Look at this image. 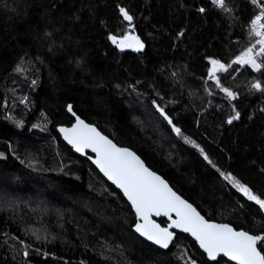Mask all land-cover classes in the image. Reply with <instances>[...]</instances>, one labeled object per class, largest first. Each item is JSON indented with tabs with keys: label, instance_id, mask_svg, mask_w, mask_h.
<instances>
[{
	"label": "trees",
	"instance_id": "1",
	"mask_svg": "<svg viewBox=\"0 0 264 264\" xmlns=\"http://www.w3.org/2000/svg\"><path fill=\"white\" fill-rule=\"evenodd\" d=\"M226 4L228 11L211 0H0V264H231L209 263L185 235L166 251L138 238L122 196L56 133L73 122L68 105L206 220L264 236V212L221 175L264 198V92L251 87H264V68L217 73L236 94L231 102L207 78L208 58L230 64L255 42L251 0ZM125 34L144 48L121 51L108 39Z\"/></svg>",
	"mask_w": 264,
	"mask_h": 264
},
{
	"label": "snow or ice",
	"instance_id": "2",
	"mask_svg": "<svg viewBox=\"0 0 264 264\" xmlns=\"http://www.w3.org/2000/svg\"><path fill=\"white\" fill-rule=\"evenodd\" d=\"M211 3L223 11L229 10L226 0H211ZM251 3L259 8V13L253 16L249 28V35L255 38V44L246 47L230 64L221 63L218 59L208 58L210 67L208 68L207 78L220 88V91L224 93L230 102L236 99V94L223 87L217 73L227 72L232 65H238L241 68L247 66L253 71L264 68V59L258 61V58L264 57V5L258 3V0H251ZM199 11L204 12L205 9L200 8ZM119 13L124 21L129 24L132 23L133 17L123 7L119 8ZM179 35H182V33H178ZM108 39L121 51L125 48L141 51L144 48V44L141 43L139 38L130 37L127 34L119 39L116 36L109 35ZM16 71H21L19 66H17ZM33 84H35V81H33ZM251 87L264 92V87L259 82L253 83ZM154 107L171 126V131L178 137L182 136V129L175 125L165 110L155 103ZM68 110L72 111V105H68ZM238 118L239 113L236 112L227 122L231 124ZM17 126H20L19 121H17ZM36 126L33 125V127ZM58 131L76 152L83 155L84 150L87 148L96 154V158L92 160V163L127 198L136 216L134 231L141 237L159 245L161 248H168L169 242L173 238V233L169 229L176 228L190 234L203 252L207 254L209 260H216V257L222 254L228 260L234 261L235 264H264V248L258 250L257 244L258 241L264 244V236L249 234L247 231H235L228 224L208 222L190 203L177 195L159 175L150 171L142 160L128 148L117 147L112 140L102 135L95 127L86 124L79 117H76V122L71 128L60 127ZM184 141L197 148L204 159L208 160L203 149H200L194 141L186 136ZM221 175L249 201L258 205L261 212H264V198L255 194L250 187L241 183L232 174L222 172ZM172 213L175 214V219L171 218ZM153 215L168 216L170 218L168 227H161L155 223L150 219ZM193 264H195L194 261Z\"/></svg>",
	"mask_w": 264,
	"mask_h": 264
},
{
	"label": "water",
	"instance_id": "3",
	"mask_svg": "<svg viewBox=\"0 0 264 264\" xmlns=\"http://www.w3.org/2000/svg\"><path fill=\"white\" fill-rule=\"evenodd\" d=\"M66 113L68 114V116L69 117H71L72 118V120H73V122H72V124L70 125V126H58L57 128H56V133L58 134V136L60 137V139H61V141H62V143L67 147V148H69L71 151H72V153L74 154V155H76L77 157H80L81 159H85V160H87L89 163H90V165L98 172V174L109 184V185H111L121 196H122V198L124 199V201L129 205V207H130V209H131V211H132V213H133V215H134V217H135V223H136V216H135V213H134V211L132 210V208H131V205H130V203L128 202V200H127V198L123 195V192L122 191H120L114 184H112V182L111 181H109L104 175H103V173H101L100 172V170L96 167V165L95 164H93L92 163V160L93 159H95L96 158V154L94 153V152H92L91 151V149H85L84 150V154L82 155L81 153H78V152H76L74 149H72V147H71V145H69L68 143H67V141H65L64 140V138H63V136H62V134L58 131V129L60 128V127H64V128H71L72 127V125L76 122V115L71 111H69L68 110V106L66 107ZM86 123V122H85ZM87 124V123H86ZM91 126H93V125H91ZM94 127V126H93ZM96 128V127H95ZM98 131V130H97ZM102 134V133H101ZM103 135V134H102ZM114 143V142H113ZM117 147H119V146H117ZM130 150V149H129ZM130 151H132V150H130ZM133 152V151H132ZM134 153V152H133ZM139 157V156H138ZM140 158V157H139ZM141 159V158H140ZM142 160V159H141ZM143 162V161H142ZM144 163V162H143ZM145 164V163H144ZM146 166V165H145ZM149 169V168H148ZM150 170V169H149ZM151 171V170H150ZM152 172H154V171H152ZM155 173V172H154ZM155 174H157V173H155ZM157 175H159V174H157ZM160 176V175H159ZM161 177V176H160ZM162 178V177H161ZM163 179V178H162ZM164 180V179H163ZM165 182H166V180H164ZM167 183V182H166ZM168 184V183H167ZM169 185V184H168ZM170 186V185H169ZM174 191V190H173ZM177 195H179V194H177ZM180 196V195H179ZM181 197V196H180ZM182 198V197H181ZM183 199V198H182ZM185 200V199H184ZM188 202V201H187ZM189 203V202H188ZM191 204V203H190ZM192 205V204H191ZM193 206V205H192ZM194 207V206H193ZM195 208V207H194ZM196 209V208H195ZM197 210V209H196ZM198 211V210H197ZM199 212V211H198ZM202 216V215H201ZM171 218L172 219H175V214L174 213H172L171 214ZM150 219H152L155 223H157V224H159L158 223V221L159 220H164L165 221V225L164 226H161L160 224V226L161 227H168V224L170 223V218L168 217V216H163V215H161V216H151L150 217ZM205 219V218H204ZM206 220V219H205ZM208 221V220H207ZM208 222H210V223H214V224H224V223H217V222H213V221H208ZM135 226V225H134ZM134 226L132 227V231H133V233L138 237V238H140L141 240H143L144 242H146L147 244H149V245H151L152 247H154V248H156V249H158V250H160V251H166L168 248H169V246H170V244H171V241L174 239V237H175V235L176 234H180V235H185V236H187V237H189L194 243H195V245H196V247L206 256V259L209 261V262H211V263H214V262H216V261H218L219 259H225V260H227L228 262H230V263H232V264H235V262L234 261H230V260H228V258L227 257H225V256H223L222 254L221 255H218L217 257H216V260H209L208 259V257H207V254L206 253H204L203 252V250L199 247V245H198V243L195 241V239L190 235V234H188V233H185V232H182V231H180L179 229H176V228H170L169 229V231L170 232H172L173 233V238H172V240L169 242V246H168V248H161L159 245H156V244H154V243H152L151 241H148V240H146L144 237H141L138 233H136L135 231H134ZM230 226V225H229ZM230 227H232V226H230ZM233 228V227H232ZM234 229V228H233ZM235 230V229H234ZM235 231H242V230H235ZM258 243H260L259 241L257 242V244ZM259 250V249H258Z\"/></svg>",
	"mask_w": 264,
	"mask_h": 264
},
{
	"label": "bare ground",
	"instance_id": "4",
	"mask_svg": "<svg viewBox=\"0 0 264 264\" xmlns=\"http://www.w3.org/2000/svg\"><path fill=\"white\" fill-rule=\"evenodd\" d=\"M256 8V12L254 13V15L258 12V8L257 7H255ZM253 15V16H254ZM253 16H252V18H253ZM253 44H255V42L253 43ZM252 44V45H253ZM247 67V66H246ZM247 68H249V67H247ZM250 69V68H249ZM251 70V69H250ZM251 71H253V70H251ZM258 71H253V73H257ZM259 244V243H258ZM198 249V248H197ZM199 250V249H198ZM200 251V250H199ZM201 252V251H200ZM202 253V252H201ZM203 254V253H202ZM204 255V254H203ZM205 256V255H204ZM205 258H206V256H205ZM207 260V259H206ZM220 260V259H219ZM218 260V261H219ZM208 261V260H207ZM218 261H216V262H214V263H217ZM227 261V260H226ZM209 262V261H208ZM228 262V261H227ZM209 263H211V262H209ZM228 263H230V262H228ZM232 264V263H231Z\"/></svg>",
	"mask_w": 264,
	"mask_h": 264
},
{
	"label": "built area",
	"instance_id": "5",
	"mask_svg": "<svg viewBox=\"0 0 264 264\" xmlns=\"http://www.w3.org/2000/svg\"><path fill=\"white\" fill-rule=\"evenodd\" d=\"M258 13H259V8H258V12L256 14H258ZM257 50H258V46H257Z\"/></svg>",
	"mask_w": 264,
	"mask_h": 264
},
{
	"label": "rangeland",
	"instance_id": "6",
	"mask_svg": "<svg viewBox=\"0 0 264 264\" xmlns=\"http://www.w3.org/2000/svg\"><path fill=\"white\" fill-rule=\"evenodd\" d=\"M250 46H251V45H250ZM250 46H249V47H250ZM242 51H243V50H242ZM239 54H240V53H239ZM239 54H238V55H239ZM236 66H238V65H236ZM238 67H240V66H238ZM250 69H251V68H250ZM251 70H252V69H251ZM252 72H253V71H252Z\"/></svg>",
	"mask_w": 264,
	"mask_h": 264
}]
</instances>
